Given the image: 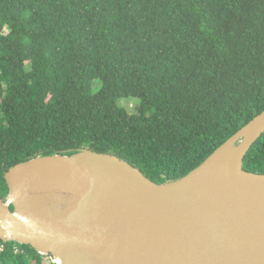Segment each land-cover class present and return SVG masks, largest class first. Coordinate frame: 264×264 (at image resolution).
Wrapping results in <instances>:
<instances>
[{"label":"trees","instance_id":"obj_1","mask_svg":"<svg viewBox=\"0 0 264 264\" xmlns=\"http://www.w3.org/2000/svg\"><path fill=\"white\" fill-rule=\"evenodd\" d=\"M263 111L264 0H0L3 200L11 167L81 149L176 181ZM244 169L264 174V134Z\"/></svg>","mask_w":264,"mask_h":264},{"label":"water","instance_id":"obj_2","mask_svg":"<svg viewBox=\"0 0 264 264\" xmlns=\"http://www.w3.org/2000/svg\"><path fill=\"white\" fill-rule=\"evenodd\" d=\"M263 134L264 111L165 184L90 149L16 164L0 240L56 264H264V174L244 169Z\"/></svg>","mask_w":264,"mask_h":264},{"label":"rangeland","instance_id":"obj_3","mask_svg":"<svg viewBox=\"0 0 264 264\" xmlns=\"http://www.w3.org/2000/svg\"><path fill=\"white\" fill-rule=\"evenodd\" d=\"M121 106L125 107L129 112H132L135 109V101L134 100H122ZM51 260L48 256H45V264H51Z\"/></svg>","mask_w":264,"mask_h":264},{"label":"built area","instance_id":"obj_4","mask_svg":"<svg viewBox=\"0 0 264 264\" xmlns=\"http://www.w3.org/2000/svg\"><path fill=\"white\" fill-rule=\"evenodd\" d=\"M4 250V246H0V252H2ZM19 250L18 249H16V252H18ZM49 257V259L51 260V264H56L55 262H54V260H53V258L51 257V256H48Z\"/></svg>","mask_w":264,"mask_h":264},{"label":"bare ground","instance_id":"obj_5","mask_svg":"<svg viewBox=\"0 0 264 264\" xmlns=\"http://www.w3.org/2000/svg\"><path fill=\"white\" fill-rule=\"evenodd\" d=\"M58 262L61 263V260L59 259Z\"/></svg>","mask_w":264,"mask_h":264}]
</instances>
